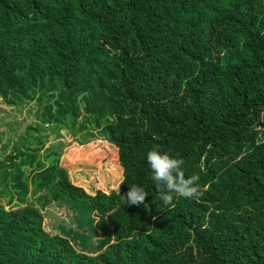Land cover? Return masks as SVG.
<instances>
[{"label": "trees", "instance_id": "1", "mask_svg": "<svg viewBox=\"0 0 264 264\" xmlns=\"http://www.w3.org/2000/svg\"><path fill=\"white\" fill-rule=\"evenodd\" d=\"M0 97L41 123L0 162V264H264V0H0ZM46 130L74 142L41 156ZM154 146L199 199L163 204ZM80 162H119L120 191L75 185ZM52 201L79 237L45 231Z\"/></svg>", "mask_w": 264, "mask_h": 264}, {"label": "rangeland", "instance_id": "2", "mask_svg": "<svg viewBox=\"0 0 264 264\" xmlns=\"http://www.w3.org/2000/svg\"><path fill=\"white\" fill-rule=\"evenodd\" d=\"M38 109L39 107L34 102L23 106H11L0 97V162L13 155V150L16 147L20 148L23 146L24 148H28L25 140L29 128L36 129L38 126H41ZM30 135L31 138H34V146L37 145L38 137H47L43 141L42 150H40L41 156L58 142L65 145L74 142L73 137L68 131H66L65 135L62 134L61 139H58L55 134L47 130L42 131L40 134L33 132ZM57 151H59L58 148ZM66 166L73 183L85 188L89 194H95L96 190L108 193L113 190L120 191V185L123 181V169L119 165V162L113 165H108L107 163L103 165L97 163L95 165L80 162L72 165L67 163ZM1 199L3 206L10 209L12 204L9 203V197H2ZM43 213L45 214L44 229L48 233L59 236L63 232L68 234L71 239L79 237L82 234L75 220L77 212L68 204H62L59 201L49 202L43 208Z\"/></svg>", "mask_w": 264, "mask_h": 264}, {"label": "clouds", "instance_id": "3", "mask_svg": "<svg viewBox=\"0 0 264 264\" xmlns=\"http://www.w3.org/2000/svg\"><path fill=\"white\" fill-rule=\"evenodd\" d=\"M147 163L152 170V179L156 183L159 197L166 206H174L172 204L174 195L187 199H199L206 190L198 183L199 175L185 176L182 168L183 159L170 156L167 152H160L158 146H154L147 153ZM122 196L129 205L144 204L145 206L148 193L142 187L133 185Z\"/></svg>", "mask_w": 264, "mask_h": 264}, {"label": "water", "instance_id": "4", "mask_svg": "<svg viewBox=\"0 0 264 264\" xmlns=\"http://www.w3.org/2000/svg\"><path fill=\"white\" fill-rule=\"evenodd\" d=\"M62 134H64V135H65V134H66V130H65V131H62Z\"/></svg>", "mask_w": 264, "mask_h": 264}, {"label": "crops", "instance_id": "5", "mask_svg": "<svg viewBox=\"0 0 264 264\" xmlns=\"http://www.w3.org/2000/svg\"><path fill=\"white\" fill-rule=\"evenodd\" d=\"M117 161V160H116ZM100 163V162H99ZM102 164V163H101ZM103 165V164H102ZM48 232V231H47ZM61 235V234H60Z\"/></svg>", "mask_w": 264, "mask_h": 264}]
</instances>
